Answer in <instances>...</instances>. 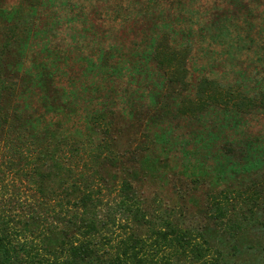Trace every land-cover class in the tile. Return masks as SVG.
<instances>
[{
	"label": "trees",
	"instance_id": "16d2710c",
	"mask_svg": "<svg viewBox=\"0 0 264 264\" xmlns=\"http://www.w3.org/2000/svg\"><path fill=\"white\" fill-rule=\"evenodd\" d=\"M24 1L32 9L44 3ZM110 1L105 0L108 14L118 16L132 10L126 23L129 19L144 23L135 59L122 68L131 81L134 77L138 80L141 89L163 92L179 84L188 88L189 83L184 82L188 68L182 54L187 49L188 62L199 60L197 54L192 55L194 36L204 28L210 39L204 49L206 62L196 61L199 76L195 85L189 84L195 89L196 100L182 103V113L192 104L191 113L216 112L213 117L217 123L218 118L222 123L227 116L242 117L239 113L252 109L264 114V0L255 6L253 1L240 0L254 13V19L236 28L229 16L218 12L193 22L188 2L194 0H125L122 5L107 7ZM46 2V9L51 6V11H56L55 20L66 14L64 0ZM83 2V10H92L101 7L103 0ZM47 18L43 15L42 20L36 19L38 23L33 20L22 33L8 30L0 50V264H219L223 260L215 244L199 232L178 226L173 219L160 217L152 224L144 199L133 184L116 174L108 176L106 171L118 168L122 158L108 137L111 120L107 115L114 114L113 106L92 111L85 134L88 137L91 130L98 129L96 138L82 139L75 132L40 127L28 102L30 95L44 105L52 86L53 92H61L65 104L67 96L69 100L75 97L74 81L64 84L60 76L67 74V66H53L50 58L14 62L7 60L6 51L11 43L20 42L19 52L27 57L31 39L42 37L40 43L44 44L48 31L57 26L55 20L50 24ZM42 50L37 46L35 57ZM211 60L222 65L227 75L240 76L247 83L250 79L255 84L252 92L238 81L219 84L209 78L207 63ZM113 67L112 63L107 66L109 79ZM142 71L148 74L146 79L140 78ZM62 103L45 106L57 114L50 120L58 117ZM221 195L216 206L231 201L232 194ZM215 210L218 219L224 217L221 205ZM131 224L153 231L137 237L128 232ZM117 228L123 231L121 235L115 233Z\"/></svg>",
	"mask_w": 264,
	"mask_h": 264
},
{
	"label": "rangeland",
	"instance_id": "374dc122",
	"mask_svg": "<svg viewBox=\"0 0 264 264\" xmlns=\"http://www.w3.org/2000/svg\"><path fill=\"white\" fill-rule=\"evenodd\" d=\"M31 1L44 3L32 9L24 0H0V50L8 30L22 33L33 20L38 23L36 19L47 16L48 22L56 21L57 26L48 31L45 45L40 43L42 37L31 39L32 47L27 57H22L21 43H11L6 51L9 52L7 60L35 63L50 58L53 66H67L68 72L60 76L61 81L65 84L73 80L75 84V97L69 100L67 96L65 104L60 98L61 92H53L52 86H49L50 94L44 105L36 102L34 94H29L28 102L40 127L60 133L75 132L84 139L92 111L113 106L114 114L107 115L111 120L108 137L122 158L118 168L106 169V172L109 177L116 174L133 184L144 199L151 223L166 217L195 234L201 233L221 252L223 261L219 264H264V114L252 109L239 113L242 117L227 116L222 123L218 118L217 123L213 117L216 112L191 113L194 112L192 104L182 113V103L196 100L195 89L189 84L195 85V78L199 76L197 62L205 61L204 49L210 39L204 28L194 36L192 55L197 54L199 60L188 62L187 49L182 54L188 68V78L184 80L189 83L188 88L179 84L163 92L154 88L156 91H147L139 87L135 77L131 81L122 70L125 62L135 59L141 37L139 29L144 24L134 18L126 23L132 10L118 13V16L110 15L105 0L101 7L92 10L86 7L83 10V0H64L66 14H59L61 19L57 21L53 13L56 11H51V6L46 9V0ZM250 1L254 6L259 2ZM110 2L107 7L122 5L125 0ZM188 5L192 8L193 22L215 12L229 16L233 28L254 19V13L240 0H194ZM207 28L211 32L214 30L210 26ZM37 46L45 50L35 57ZM109 63L116 67L110 70V79ZM208 66L209 78L219 84L238 81L247 85L251 92L255 87L250 79L247 83L240 76L227 75L223 66L213 60ZM147 75L142 71L140 78L146 79ZM261 78L263 80L264 75ZM260 84L262 86L263 82ZM61 103L58 117L50 120L51 115L56 117L57 114L45 106H60ZM95 131L91 130L88 137L96 138L99 132ZM224 192L233 195L231 201L216 206ZM220 205L225 215L218 219L215 209ZM152 231L148 226L134 224L128 230L137 237L149 236ZM115 233L121 235L123 231L117 228ZM181 264L196 263L181 261Z\"/></svg>",
	"mask_w": 264,
	"mask_h": 264
}]
</instances>
